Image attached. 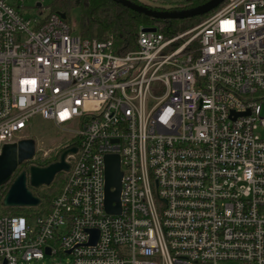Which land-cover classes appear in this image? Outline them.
I'll use <instances>...</instances> for the list:
<instances>
[{
	"label": "built area",
	"instance_id": "2783aa9c",
	"mask_svg": "<svg viewBox=\"0 0 264 264\" xmlns=\"http://www.w3.org/2000/svg\"><path fill=\"white\" fill-rule=\"evenodd\" d=\"M28 2L43 14L0 0V154L35 116L76 153L48 214L0 217V264H264V0H226L170 38L141 27L125 54Z\"/></svg>",
	"mask_w": 264,
	"mask_h": 264
},
{
	"label": "trees",
	"instance_id": "16d2710c",
	"mask_svg": "<svg viewBox=\"0 0 264 264\" xmlns=\"http://www.w3.org/2000/svg\"><path fill=\"white\" fill-rule=\"evenodd\" d=\"M46 9L49 14L61 13L69 17L71 12L79 13L78 34L83 38L105 40L111 39L117 54H125L135 49L136 35L141 27L155 28L166 38L176 36L190 28L200 24L221 6L203 16H197L184 20H157L143 14L127 9L120 4L110 0H47ZM136 5L147 7L156 11H181L194 8L209 0H183L176 2L167 8L161 6H150L141 0H128ZM69 144V145H68ZM73 145V141H65L55 152L45 157H36L24 162L17 167L11 179L0 187V217L28 216L29 218L43 216L51 211L52 200L60 193L66 181V173H59L55 176L49 186H42L34 189L27 183L28 189L34 196L39 198L40 204L37 209L31 208H6L2 205V200L13 183L14 179L22 172L28 173L31 166L47 167L59 160L60 155Z\"/></svg>",
	"mask_w": 264,
	"mask_h": 264
},
{
	"label": "water",
	"instance_id": "95a60500",
	"mask_svg": "<svg viewBox=\"0 0 264 264\" xmlns=\"http://www.w3.org/2000/svg\"><path fill=\"white\" fill-rule=\"evenodd\" d=\"M116 4L130 9L138 14H143L157 20H184L197 16H203L213 11L226 0H209L203 5L181 10V11H156L147 7L136 5L128 0H110ZM40 7L38 3L36 5ZM62 20H66V16L57 13ZM143 31H155L154 28H145ZM76 149L71 148L64 151L59 160L47 167L31 166L28 173H20L11 184L5 194L2 205L6 208H37L40 204L39 198L34 196L28 189L30 187L38 189L42 186H49L55 176L59 173H66L69 170V165L65 161L66 156L75 154ZM35 155V142L32 139H23L13 145L3 147L0 154V187L6 184L17 167L24 162L33 159ZM104 209L109 215H119L121 212L120 206V190H121V172L119 170V159L117 156H106L104 158ZM91 238L90 244H95L98 238V232L95 230L89 231ZM70 252H67L69 254ZM45 254L49 255V249L45 250Z\"/></svg>",
	"mask_w": 264,
	"mask_h": 264
},
{
	"label": "rangeland",
	"instance_id": "374dc122",
	"mask_svg": "<svg viewBox=\"0 0 264 264\" xmlns=\"http://www.w3.org/2000/svg\"><path fill=\"white\" fill-rule=\"evenodd\" d=\"M147 5L150 6H161L167 8L170 5H173L176 2H181L183 0H141ZM48 4L47 0H43L42 11L43 14L39 16L40 9L35 7L34 2H28V5L33 7V10L29 12V16H39L43 17L48 14V10L45 8ZM65 22L71 27L72 30L78 34L79 29V13L78 11H73L66 18ZM24 139H32L35 142V155L36 157H45L51 153H55L65 141H68V138L63 136L57 129L46 120H43L39 116H35L31 121V126L24 134ZM69 145V144H68ZM27 209V208H25ZM37 209V208H31ZM28 218V216H24ZM17 264H27L24 262H18ZM29 264H72L70 257L65 255H56L45 257L42 260L33 261Z\"/></svg>",
	"mask_w": 264,
	"mask_h": 264
}]
</instances>
